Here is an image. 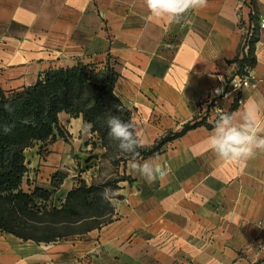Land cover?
Masks as SVG:
<instances>
[{
    "label": "crops",
    "instance_id": "obj_1",
    "mask_svg": "<svg viewBox=\"0 0 264 264\" xmlns=\"http://www.w3.org/2000/svg\"><path fill=\"white\" fill-rule=\"evenodd\" d=\"M263 17L264 0H208L172 24L151 17L144 0H0V87L18 90L50 67L77 62L93 64L99 82L110 65L118 73L113 92L149 145L186 123L216 119L201 115L203 100L239 71L255 31V63L244 71L256 79L242 104L233 106V94L219 104L237 113L255 101L264 118ZM58 117L67 139L25 148L21 187L49 190L38 204L53 199L61 207L77 175L96 185L100 153L81 114ZM206 123L138 157L166 163L162 180L146 182L129 169V156L121 158L115 185H101L115 193L104 199L105 220L46 239L0 229V264H264V153L245 168L218 159L206 142L215 124ZM55 172L64 176L54 185Z\"/></svg>",
    "mask_w": 264,
    "mask_h": 264
},
{
    "label": "trees",
    "instance_id": "obj_2",
    "mask_svg": "<svg viewBox=\"0 0 264 264\" xmlns=\"http://www.w3.org/2000/svg\"><path fill=\"white\" fill-rule=\"evenodd\" d=\"M254 1V0H251ZM256 32L249 41L245 56L237 59L239 71L255 63L254 43ZM94 66L91 63L77 62L71 66L50 67L39 74L36 81L6 93L0 87V229L23 235L19 229L26 225V220H34L38 202L48 199L50 191L34 186L26 191L21 187L27 170L24 150L34 141L55 140L58 136L67 139V134L60 125L58 113L65 111L71 116L82 115L90 124V131L104 140L109 132L106 114L115 115L124 110L123 121L130 120V110L114 94L113 86L118 76L116 70L107 65L99 82L93 81ZM200 119L192 124L186 123L180 131L169 132L159 137L154 143L137 149L139 156L147 157L160 151L162 145L171 138L182 134L191 126L206 123ZM129 156L125 154V157ZM64 176L62 172L53 175L59 183ZM101 185L87 186L84 180L71 189L66 196L63 209L74 208L83 203L87 196L96 193ZM36 209V210H33ZM62 209H60L61 211Z\"/></svg>",
    "mask_w": 264,
    "mask_h": 264
},
{
    "label": "clouds",
    "instance_id": "obj_3",
    "mask_svg": "<svg viewBox=\"0 0 264 264\" xmlns=\"http://www.w3.org/2000/svg\"><path fill=\"white\" fill-rule=\"evenodd\" d=\"M151 17L166 20L169 24L179 23L183 16L201 10L208 0H144ZM261 105L255 101L245 103L243 111L223 113L217 119L206 142L218 159L245 168L247 162L264 153V118ZM109 136L118 142L121 152L129 155L128 166L140 174L148 183L162 180L169 175V170L162 167L155 159L140 162L139 148L146 146V140L136 131L132 120L123 121L111 116L108 121ZM111 200L115 193L105 189L102 194Z\"/></svg>",
    "mask_w": 264,
    "mask_h": 264
},
{
    "label": "rangeland",
    "instance_id": "obj_4",
    "mask_svg": "<svg viewBox=\"0 0 264 264\" xmlns=\"http://www.w3.org/2000/svg\"><path fill=\"white\" fill-rule=\"evenodd\" d=\"M111 116L106 114L104 121H108ZM115 116L121 120L126 117L124 110H120V112L115 114ZM93 135L94 138H89L88 142L92 143L94 147L98 145L99 149H97L96 153H100L99 160L97 161L98 173L94 178V183L96 185L114 186L117 175L115 172V166L121 158L125 157V153L120 151L118 148V142L109 136V132L104 140L97 137L94 133ZM85 167H87V165L84 166V168ZM109 173L111 174L108 176ZM80 176V174L76 176L78 183L82 180ZM53 180L57 181L58 178L54 177ZM102 194L103 192L100 189L98 192L87 196L83 203L75 204L72 209H68L67 207L63 209V206H57L59 204L54 205L52 202L53 199H51L49 203L42 202L37 205L39 211L37 212L35 219L28 220L27 218L26 225L20 228L19 231L23 235L30 236L35 239H46L53 238L58 235L61 236L70 230L83 229L91 226L92 224L99 223L108 218V216L98 217L102 214V212L107 211L109 208V205L104 200ZM60 209L62 210L60 211ZM94 214H96L95 216L97 217L94 219L89 218ZM78 220L80 221L77 222Z\"/></svg>",
    "mask_w": 264,
    "mask_h": 264
},
{
    "label": "built area",
    "instance_id": "obj_5",
    "mask_svg": "<svg viewBox=\"0 0 264 264\" xmlns=\"http://www.w3.org/2000/svg\"><path fill=\"white\" fill-rule=\"evenodd\" d=\"M259 26L264 27V17L260 20ZM255 79V75L250 69H247L246 71L233 73L229 75L227 79L212 86L203 100L204 107L201 111V115L206 116L208 113L214 112L216 114V118L219 117L223 114V108L219 104L221 98L230 96L231 94H233V106L242 104L244 101L242 95L243 90L250 86ZM165 168H167L166 163Z\"/></svg>",
    "mask_w": 264,
    "mask_h": 264
}]
</instances>
